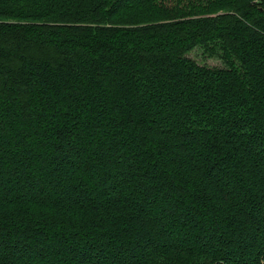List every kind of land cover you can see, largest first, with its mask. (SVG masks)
<instances>
[{
    "label": "trees",
    "instance_id": "trees-1",
    "mask_svg": "<svg viewBox=\"0 0 264 264\" xmlns=\"http://www.w3.org/2000/svg\"><path fill=\"white\" fill-rule=\"evenodd\" d=\"M0 264H264V0H0Z\"/></svg>",
    "mask_w": 264,
    "mask_h": 264
}]
</instances>
